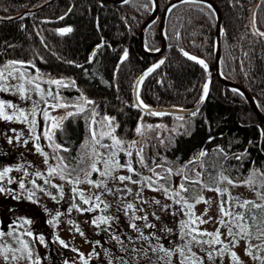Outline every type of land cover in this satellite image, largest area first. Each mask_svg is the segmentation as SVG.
<instances>
[{
	"label": "trees",
	"instance_id": "1",
	"mask_svg": "<svg viewBox=\"0 0 264 264\" xmlns=\"http://www.w3.org/2000/svg\"><path fill=\"white\" fill-rule=\"evenodd\" d=\"M170 1L158 0L159 16L145 32L144 42L150 50L161 45L158 22ZM213 1L224 20L221 73L250 93L264 114V38L254 34L264 32V0ZM152 8V0L119 4L0 0V63L23 61L51 77L68 78L72 89L63 91L64 95H83L94 101L97 116L114 117L119 125L116 131L125 139L133 138L142 118L171 125L174 132L157 151L160 160L173 167L186 164L203 150L207 152L202 157L205 175L216 176L222 170L240 181L252 168L264 172V124L243 95L224 87L213 73L214 11L203 3H184L172 9L166 21L168 48L155 58L143 55L138 34ZM67 27L72 31L61 35L60 30ZM183 52L204 60L207 69ZM161 60L163 64L144 76L140 99L150 107L193 108L207 83L208 95L196 115L149 117L136 107V80ZM64 123L58 141L69 148V155H77L87 124L71 117ZM241 153H245L243 158L236 159ZM74 197L75 204L82 207L79 195Z\"/></svg>",
	"mask_w": 264,
	"mask_h": 264
},
{
	"label": "rangeland",
	"instance_id": "2",
	"mask_svg": "<svg viewBox=\"0 0 264 264\" xmlns=\"http://www.w3.org/2000/svg\"><path fill=\"white\" fill-rule=\"evenodd\" d=\"M6 62L8 61L0 63V67H2ZM25 65L26 67L21 69L22 71L26 72L25 79L14 80L9 78V84L11 85V87L6 92H0V100L12 102L17 107L23 109L26 113H30L34 102L38 104L39 107L37 109L36 116L32 117L31 115H29V120L33 118L36 120L37 124L34 134L41 136V140L39 141L40 146L43 151L49 155L50 158L48 164H45L44 157L35 151L34 145L36 141L33 139V134L29 132V126L27 124L21 122H9L0 120V133H3L0 134V170H2L3 167L13 168V171L9 173L8 177H6V180L3 181V185H7L8 189H15L17 187L19 188L20 181H23L25 183L26 188L23 192H21L20 189H16L18 190L17 193L20 194L19 200H26L25 195L28 194V187L33 185V181H35V184L39 183V187L44 189V191H38V194L35 197L37 203L39 204L38 208H36L35 210L31 206L29 210V207H27V209H25V212L27 214L29 213L31 216L33 214L35 215L37 221L36 230L43 233V252L45 254L46 262H48V264H58L57 261H61V264H65V261H67V264H82L80 256L78 255V253H82L84 257L89 260V264H108L109 256L105 251L107 250V253L111 254L113 264H120L119 260H117V257L119 256H124L130 261V264H148V261L142 255L134 256L131 252V249H148L149 255L152 256L153 260H155L156 256L148 247L149 243L156 244V240L154 239V237H159V243L163 244L166 248L183 246L185 240L180 238L181 229L179 228V222L181 220H186L187 217L183 212L180 211V206L173 204V202L166 197L164 192H154L151 191L147 186L142 187L139 184H133L130 182L121 184L118 180L108 179L105 181L107 188H97L92 184L82 182L76 185L77 193H74L72 191V184L61 180L59 176H48V166H56L57 161L51 158L54 155L53 148L49 147V142L43 137V132L46 131L47 126L45 125L42 111L40 110L45 109L49 112L51 117L60 118L65 116L67 111H75V109H53L50 105L56 103V101L51 97H48L47 92L52 91L54 94L59 93L62 99L69 102H82L81 98H86L83 95L74 97H69L67 94L64 95L63 91L66 92V90L72 89L71 81L68 78L55 76L51 77L45 73H42L41 71H38L35 67L27 66L29 65L28 63H25ZM32 77H37L36 83H39L41 89L44 90L43 99L35 92L33 86L27 84V79H30ZM49 80H61L63 81L64 85L68 86H57L55 84L49 83ZM21 83H23L25 85V88L28 90L26 94L30 96V99L22 98L21 95L16 91L15 86ZM45 101H47V103H45ZM85 107L86 109H94L92 105H86ZM85 115H87V111ZM102 117L103 116H97L96 119L99 120ZM71 118L72 120H74L82 117L76 116ZM66 121L67 119L63 120L61 122V127L53 130V141L55 144H60L62 148L65 146L58 141V133L63 132V126L65 124L64 122ZM86 124V138L77 151V155H69L68 152L63 151H60L59 155L65 158L71 157L73 158V160H76L83 153L91 152V146L86 147L88 143V123ZM147 125H151L152 129H148L147 127H145L143 136H140L135 132L133 138L130 140L125 139L123 133L119 135L116 131V135L124 139L126 142L137 141L135 148L133 149V157L131 158L132 165L143 176H151L152 173L138 164V157L135 154L136 150L143 147L146 163L151 165L153 158H155L156 163H162L163 161L160 160L157 150L161 147L166 146V141H168L170 134H172L175 130L171 125H168L165 122H151L150 120L145 118H142L137 126ZM157 125H160L161 127H156ZM13 129H15L16 132H20L23 134L22 139L19 143L15 140L16 133L12 131ZM7 137H13L12 144H9L7 142ZM24 139H27L29 141L27 145L23 143ZM161 141H163V143H161ZM104 142L110 143V141L108 140H105ZM100 151L105 153L107 152V150L105 149H101ZM7 154L9 157H7ZM120 155L122 156V158L120 157ZM118 159L123 164L129 158L123 152H121L118 156ZM193 159L195 158H192L190 160ZM200 160L201 162H198L195 165L189 164L188 161L186 162V164L180 165L179 167L187 165L188 168L193 169V172L204 173V161L202 158H200ZM85 166L86 165H81V167ZM165 166L173 167V165H169V163L165 164ZM18 167L19 170H16ZM98 167L102 169L103 165L98 164ZM176 167L173 168L175 169ZM157 171H159V169H157ZM185 171H187V169H185ZM221 171L222 170H218L216 176ZM253 171L264 173L258 168H252L250 169V172L242 180L239 181L241 186L232 187L225 182L219 183L218 186L221 189H227L232 198L238 197L240 198V200H253L257 203H260L255 195V192L264 191V189L260 187V184L264 183V175L256 176L255 179L257 183L254 188H250L243 184V180L247 177H250ZM37 172H39L41 175L37 176ZM25 173H27V175H25ZM191 174L192 173H189V175ZM115 175L128 176L131 174L125 168L118 170ZM208 175L209 174L204 175L202 177V180H207ZM210 175L214 176V174L212 173H210ZM81 178L83 179V176ZM139 178V176H133V179ZM8 179L13 180V183L8 184ZM88 179H91L92 181L104 180V178L101 177L98 173H91ZM45 180L50 181V183L45 184ZM181 180V176L173 175L170 178V184L175 187L181 182ZM160 183L163 184L164 181H160ZM52 184L57 185L58 188L51 187ZM48 187H51L52 190ZM191 187L199 188V186ZM58 189H62L63 191L62 198ZM108 189H111L112 191L109 192ZM123 189H131V192L128 193L126 191H121ZM79 192H82L85 198H94V196L99 195L101 199L108 205V207L105 209L104 204H100V207L92 212H80L75 208H73L69 212L68 209L72 206L73 203L76 202V197L74 196ZM138 192L141 193L140 196H137ZM46 193H51V195H48ZM184 195L187 197L189 194L185 193ZM200 195H202L205 200L210 201L211 203L201 202L195 204V207L193 209L195 215L198 217H202L204 220L208 221V223L199 225V230L215 232L217 228H219L221 232V240L224 244H227L229 246V249L231 251H234L237 254V256L242 261V264H260L258 260H254L251 256L246 255L245 252L248 245L251 244L252 249L256 255L264 256V252L256 251V246L262 243L261 240L254 238L253 235L248 239H239L238 243L235 245V247H233L230 242V238L227 235V228L221 227L217 223V221L221 219L219 214V204L222 199H227V196L221 197L217 194V192L208 191L206 188L200 191ZM52 196H55L56 199H52ZM141 200L145 201V203H141ZM154 200H159L161 204L156 205L152 203V201ZM0 203H2L1 198ZM94 203L99 202L94 200ZM127 203H132L134 205V210H129L128 214L125 215L124 209ZM81 205L82 208L93 207V205H84L82 201ZM162 205H171V208L168 211H164L161 208ZM140 209H144V211H140ZM206 209L207 214L205 215L204 213ZM13 210L16 209L13 208ZM234 210L243 211L240 208H235ZM57 212L61 213V215H59L58 217L56 215ZM153 212H155V216H153ZM173 212H175L176 215H173ZM133 215L138 217L147 215L148 219L147 221L142 219L133 221L130 219V217H132ZM100 216H110L114 218L111 221V228H109L107 231L103 230L107 226H101V228H97L91 223L94 218ZM157 216L159 217V219H156ZM224 219L227 220L229 218L225 217ZM48 220H53L55 226L48 224ZM70 221L71 223H69ZM133 222L137 225V228L140 230V232H143L144 236L148 237V239L138 238L139 233L129 227V224ZM148 224L154 225L155 227H147L146 225ZM76 226L79 227L80 232L84 233L83 236L80 235V232L76 231ZM33 229L34 227L29 228L28 230ZM165 229H171L172 231L169 232ZM5 230L6 228L2 229V231ZM234 231H236V229H234ZM110 233L111 235L119 236L120 240L118 241L111 239ZM129 237H131L132 239L129 240ZM185 239L190 238L186 237ZM59 240H63L68 245V247H62L59 243ZM96 241H99L100 243L97 245L95 244ZM120 241L124 242V246L129 249L128 252H124L122 250ZM221 246L222 245H216L212 250L218 251ZM204 247L207 248V245H205ZM72 249H77L78 253L72 251ZM93 251L99 253V256L89 257V253H92ZM192 251L204 260V264H233L231 257L227 252L222 257L217 255L213 260H208L205 252L201 250L200 245H192ZM160 255H162V253ZM160 264H163V261H160ZM172 264H179L178 256H173Z\"/></svg>",
	"mask_w": 264,
	"mask_h": 264
},
{
	"label": "snow or ice",
	"instance_id": "3",
	"mask_svg": "<svg viewBox=\"0 0 264 264\" xmlns=\"http://www.w3.org/2000/svg\"><path fill=\"white\" fill-rule=\"evenodd\" d=\"M127 2V0H125ZM185 3L195 4L197 3V0H185ZM175 7V5H173ZM63 19V17H61ZM72 29L70 27L63 28L60 30V34L64 35L65 33L71 32ZM255 35L260 36L261 38H264V32H255ZM159 51L158 49H156ZM183 51V50H181ZM183 55L186 56L189 60H193L199 65H201L203 68L207 69V64L202 59H198L195 56L189 55L187 52H183ZM128 56L127 51L124 52V58L126 59ZM164 61H159L158 64L154 65L152 68H149L147 72L144 74L147 76L151 72L155 70V68H158L161 64H163ZM32 66L34 65H27ZM26 67L25 62L23 61H8L6 62L2 67H0V92H6L9 90L11 85L9 84V78L11 79H19L24 80L26 77V72L22 71L21 69ZM18 74V75H17ZM37 77H32L30 79H27V84L33 86L35 92L41 96L43 99L44 97V90L41 89L40 84L36 83ZM51 84H55L57 86H65L63 81L61 80H49L48 81ZM143 83V78L138 82L136 85L137 87V96H136V106L144 109L149 110V114L152 116H163L167 115L168 113L163 112H156L151 111L149 109V106L144 104L143 100L139 97V85ZM16 91L21 95L22 98L30 99V96H28L27 89L25 88V85L23 83L15 86ZM208 84H204L203 86V93L201 96L200 103H203L204 99L208 95ZM237 91V90H233ZM47 96L51 97L53 100L56 101V103L50 105L53 109L56 108H73L75 111H67L66 115L60 118L51 117L49 112L45 109H41L43 119L45 122V125L47 126L46 131L43 132V137L49 142V147L53 148L54 155L51 157L52 159L57 161L56 166H48V176H59L61 180L66 181L69 184L73 185L72 191L74 193H77L76 185L87 182L89 184H92L93 186L97 188H107V185L105 183L106 180L112 179V180H118L121 184L125 182H130L133 184H139L142 187L147 186L151 191H162L165 193L166 197L173 202V204L180 206V211L184 213V215L187 217L186 220H181L179 222V228L181 229L180 232V238L185 240V243L183 246H174L172 248H166L163 244L159 243V237H154L156 240V244L149 243L148 247L151 249V252L156 256V259L153 260L152 256L149 255L148 249H131V252L134 256H140L142 255L147 261L148 264H160V261H163V264H172L173 256H178L179 258V264H204V260L198 256L195 252L192 251V245H200L201 250L205 252L206 257L208 260H213L217 255L223 256L226 252L230 255L231 260L233 264H242V261L237 256V254L234 251H231L229 249V246L227 244H224L221 240V232L220 229L217 228L215 232H207V231H200L199 225L208 223V221L204 220L202 217H198L195 215L193 209L195 207V204L198 203H211L210 201H207L204 199L202 195H200V191L203 189H207L208 191H215L218 195L221 197L227 196V199H222V201L219 204V214L221 219L217 221V223L221 227L227 228V235L230 238V242L233 247L238 243L239 239H248L251 236L255 235V238L258 240H261L262 243L256 246L257 252H264V191H256L255 195L257 199L260 201V203H257L253 200H240V198H232L231 194L228 192L227 189H221L218 185L221 182H225L228 185H231L232 187L241 186L239 183L238 178H230L227 175H224V172L221 171L217 176H211L208 175L207 180H202V177L205 175V173L202 172H193L192 168H188L187 165L183 167H176L175 169L173 167H166L165 164L166 161L162 163H156L155 158L152 159V164L146 163V158L144 156V149L141 147L140 149L136 150V156L138 157V164L144 168H146L149 172L152 173L151 176H143L141 173L137 171L132 165V157H133V149L135 148V145L137 141H131L126 142L124 139L118 137L116 135V130L119 127V125L115 122L114 117H109L107 115L103 116L101 119L97 120L96 117L98 113L94 109H86V105H92L94 104V101L81 98L82 102H69L67 100H64L60 97L59 93L54 94L52 91L47 92ZM47 103V101H45ZM38 104L35 102L33 103V107L30 111V113H26L23 109L17 107L12 102H8L5 100H0V120L9 121V122H21L25 123L29 126V132L33 134V139L36 141L34 147L35 151L39 153L41 156L44 157V163L48 164L49 161V155L43 151V149L40 146L39 141L41 140L40 135H35V129H36V120L33 118L29 120V115L32 117H35L37 114ZM11 110V111H9ZM87 111V115H85ZM191 115H196V112L191 113ZM81 116L86 123H88V143L87 146H91V152H85L83 153L79 158L76 160H73V158H65L61 155H59L60 151L68 152L69 149L66 147H63L60 144H55L53 141L54 131L55 129L61 127V122L63 120L68 119L69 117H76ZM177 119H182V117H177ZM147 127L148 129H152L151 125L147 126H137L135 129L136 133L140 136L144 135V128ZM156 127H161L160 125H157ZM180 127H184V125H180ZM99 129V130H98ZM16 133L15 140L16 142H20L22 139V133L16 132L15 129L12 130ZM3 134V133H0ZM6 135V134H4ZM261 136H264V131H261ZM212 139L211 137L209 138ZM108 140L110 143H105L104 141ZM7 142L9 144L13 143V137H7ZM29 141L27 139L23 140V143L27 145ZM163 143V141H161ZM101 149L107 150V152H101ZM223 151L222 149L220 150ZM123 152L129 159L125 163H121L118 159L119 154ZM207 155V152L200 151L198 156L190 160L188 163L195 165L198 162H201L200 158L205 157ZM245 153H241L240 155H237L235 158L240 160L243 158ZM98 164H102L103 168H99ZM81 165H86L85 167H81ZM131 174L128 176L123 175H115V173L120 169H125ZM159 169V171H157ZM187 169V171H185ZM19 170V167L16 169ZM13 171V168L11 167H3L2 170H0V193H8L12 194L14 199L19 200L20 194L14 193L11 189L6 188L3 186V181L6 177H8V174ZM91 173H98L101 177L104 178V180L101 181H92L91 179H88ZM189 173H192L189 175ZM27 175V173H25ZM37 176H40L41 174L39 172L36 173ZM139 176V179H133V176ZM173 175L181 176L182 180L181 182L173 187L170 184V178ZM257 175H264V173H260L258 171H253L252 175L250 177H247L243 180V184L254 188L256 186V176ZM83 176V179L81 178ZM155 177V178H153ZM160 181H164V183H160ZM45 184H49L50 181L45 180ZM8 184L13 183V180L8 179ZM191 186H199V188H193ZM33 187H38L35 184V181H33ZM51 187L58 188L57 185L52 184ZM260 187L264 189V183L260 184ZM26 186L23 181L19 182V189L21 192L25 190ZM40 191H44L43 188L39 189ZM60 191V196L62 198L63 191L62 189H58ZM109 192H111V189H108ZM121 191H126L128 193L131 192V189H123ZM188 193L189 195L186 197L184 194ZM48 195H51V193H46ZM35 193L31 190H28V196L27 199L30 200L32 203H37L36 200L33 199ZM82 203L84 205H93V207L89 208H82L81 206L73 203L72 206L68 209L70 212L73 208H75L77 211L80 212H92L95 211L97 208L100 207V204H104L105 209L108 207V205L101 199L99 195H96L93 197L85 198L84 194L82 192L78 193ZM141 193L138 192L137 196H140ZM52 199H56L55 196H52ZM95 201H98L99 203H94ZM191 201V202H190ZM141 203H145V201L141 200ZM152 203L156 205H160L161 202L159 200H154ZM162 210L168 211L171 208V205H162ZM235 208H240L243 211H235ZM12 209H9L11 211ZM125 215L128 214L129 210H134V205L132 203H127L125 206ZM140 211H144V209H140ZM173 215H176L175 212L172 213ZM205 215L207 214V209L205 210ZM57 217L61 215V213L57 212ZM153 216H155V212H153ZM228 217L229 219L225 220L224 218ZM17 219H20L19 217ZM113 217L110 216H100L94 218L91 223L97 227L101 228V226H107L103 230L107 231L109 228H111V221L113 220ZM131 220H137L142 219L147 221L148 217L147 215L143 217H138L133 215L130 217ZM156 219H159L157 216ZM251 221V223H249ZM26 224H31L32 220L30 219H24L23 221ZM48 224L54 225L53 220H48ZM71 223V221L69 222ZM147 227H155L154 225L148 224ZM129 227L133 229L134 231H137L139 233L138 238L148 239V237L144 236L143 232H140V230L137 228V225L133 222L129 224ZM236 229V231H234ZM166 231L171 232V229H165ZM254 230V231H253ZM76 231L80 232V229L78 226H76ZM27 235L31 236L32 232L29 231L26 233ZM6 235H13L12 233L0 231V239H2ZM80 235L83 236L84 233L80 232ZM111 235V233H110ZM190 239H185V238ZM207 238V239H205ZM39 241L41 243L44 242V236L40 235L38 237ZM111 239L113 240H120L119 236L111 235ZM129 240L132 238L129 237ZM20 248L19 249H13L7 245L0 246V257L3 258L5 262L9 261L11 254L12 260H17L18 257L16 256V252H21L22 254H26L27 258H32V251L29 249V245L27 242L20 240ZM59 243L62 247L67 248L68 245L63 241L59 240ZM99 241H96L95 244H99ZM121 248L124 252H128L129 249L124 246V242L120 241ZM207 245V248L204 246ZM216 245H222L218 251H213L214 247ZM72 251L77 252V249H72ZM109 256L108 264H113L111 254L107 253ZM162 253V255H160ZM246 255L251 256L254 260H258L260 264H264V256L256 255L252 249L251 244L248 245L246 252ZM80 256V260L82 261V264H89V260L84 257L82 253H78ZM92 256H99V253H96L93 251L92 253H89V257ZM117 260H119L120 264H130V261L126 259L124 256L117 257ZM34 264H39V259L37 258L34 261ZM65 264H67V261H65Z\"/></svg>",
	"mask_w": 264,
	"mask_h": 264
},
{
	"label": "water",
	"instance_id": "4",
	"mask_svg": "<svg viewBox=\"0 0 264 264\" xmlns=\"http://www.w3.org/2000/svg\"><path fill=\"white\" fill-rule=\"evenodd\" d=\"M102 1H106L112 4H119V3H123L125 2V0H102ZM153 2V8L151 10V14L148 16V18L143 22L144 24L141 26L138 34H139V45L141 48V51L143 53V55H146L147 57H160L161 54L163 52L166 51V49L168 48V44H167V33H166V24H167V18L169 16V13L172 9H174L175 7L179 6V4H184L185 0H171L161 11V15L159 18V24H158V28H157V34L160 38V47L158 48L159 51L157 50H150L146 47L145 45V32L148 29V27L153 24L154 21H156V19L159 16V2L158 0H152ZM197 3H203L205 5H207L210 9H212L214 11L215 14V20H216V28H215V37H214V52H215V58H214V74L217 77V80L219 81L220 84H222L224 87L226 86L229 89H235L237 90L238 93H240L241 95H243V97L246 99V101L248 102V104H250L252 111L254 112V114H256L257 118L261 120V122L264 124V114L260 111L258 105L256 104L253 96L246 92L245 89L240 86L239 84H235L233 82H231L230 80H228L223 73H221V57H222V52H221V35H222V30H223V25H224V20H223V16L221 13V10L218 8L217 4L213 1V0H197ZM173 5H175V7H173ZM146 73L143 72L140 74L139 78L136 80L134 86H133V99L136 105V96H137V87L136 85L138 84V82L141 80V78H144V74ZM140 87V85H139ZM140 89V88H139ZM205 102V99L203 101V103H200V101L194 105L193 108H181V107H162V108H157V107H150L149 109L151 111H156V112H163V113H168L167 115H173V114H177V115H191V113L193 112H197L199 111L202 107L203 104ZM140 111H142L144 114H146L149 117H158V116H152L149 114V110L148 109H144V108H140L138 106H136Z\"/></svg>",
	"mask_w": 264,
	"mask_h": 264
},
{
	"label": "flooded vegetation",
	"instance_id": "5",
	"mask_svg": "<svg viewBox=\"0 0 264 264\" xmlns=\"http://www.w3.org/2000/svg\"><path fill=\"white\" fill-rule=\"evenodd\" d=\"M9 154V153H8ZM7 154V157H9ZM6 180V178H5ZM38 187L30 186L28 190H31L35 193L33 199L36 200V195L38 194L39 184H36ZM7 188V185H3ZM19 188L11 189L14 193H17ZM28 194L25 195L26 200H14L12 194L8 193H0V198L2 203H0V231L6 228L4 232L12 233L13 235H6L2 239H0V246L7 245L13 249L20 248V240H23L28 243L29 249L32 251V258H27L26 254H22L21 252H16L17 260L11 259V254L9 261L5 262L2 257H0V264H34V261L38 258L39 264H48L45 259L44 254V242L41 243L38 239L40 235H43L41 231L36 230L37 221L36 217L33 214L32 216L26 213L25 209L31 206L36 210L38 208V203H32L27 199ZM4 199V200H3ZM15 208L16 210H13ZM9 209H12L9 211ZM37 212V211H36ZM20 219H17V218ZM33 218V220H32ZM24 219L32 220L31 224L24 223ZM6 226V227H4ZM34 227L33 230H28L29 228ZM31 231L32 235L29 236L26 233ZM52 246V245H51ZM53 247V246H52ZM53 264V263H52Z\"/></svg>",
	"mask_w": 264,
	"mask_h": 264
}]
</instances>
